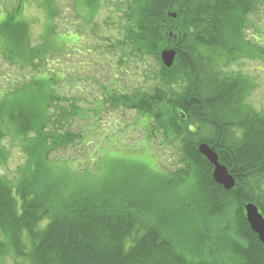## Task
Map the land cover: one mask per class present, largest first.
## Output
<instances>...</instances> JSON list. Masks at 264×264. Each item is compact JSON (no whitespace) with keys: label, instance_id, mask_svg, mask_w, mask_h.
I'll return each mask as SVG.
<instances>
[{"label":"trees","instance_id":"obj_1","mask_svg":"<svg viewBox=\"0 0 264 264\" xmlns=\"http://www.w3.org/2000/svg\"><path fill=\"white\" fill-rule=\"evenodd\" d=\"M261 3L127 2L122 41L109 49L153 59L155 86L134 94L106 91L104 105L135 112L150 136L159 135L162 150L177 146L180 157L171 176L152 175L145 164L118 184L66 171L62 153L84 141L71 124L88 113L80 100L61 96L65 73L51 71L48 61L62 53L58 43L33 45L25 22L1 28L5 59L36 75L14 89L15 102L7 100L0 111L8 128L0 138L12 132L26 158L17 179L0 176V264L6 256L13 264H264V244L244 210L252 203L264 217V113L248 102L249 77L226 71L259 46L264 52L244 33ZM167 49L177 52L170 69L160 60ZM44 72L52 76L40 77ZM99 109L93 115L102 116ZM202 143L235 179L231 191L215 182L213 166L198 150ZM7 161L0 148V165Z\"/></svg>","mask_w":264,"mask_h":264},{"label":"rangeland","instance_id":"obj_2","mask_svg":"<svg viewBox=\"0 0 264 264\" xmlns=\"http://www.w3.org/2000/svg\"><path fill=\"white\" fill-rule=\"evenodd\" d=\"M128 1L133 0H0V29L6 24L25 22L33 45L47 40L58 43L63 50L48 57L50 70L65 73L61 96L80 100L81 109L88 113L87 120L75 119L70 127L72 132L83 134L84 141L62 153L67 161L66 171L76 177L88 173L98 182L115 178L118 184L124 176L134 177L145 164L155 176L168 177L178 171L177 146L162 150L159 135L150 136V130L145 129L146 124L135 112H113L104 105L106 91L121 87L123 92L134 94L137 89L151 91L155 86L151 79L158 64L153 59L142 62L126 58L123 50L109 49L110 44L122 41L121 11ZM247 23L250 25L244 32L245 39L251 46L257 43L264 47V0ZM259 47L253 50L252 58L236 60L226 71L249 77L253 90L248 102L256 112L264 113V52ZM2 51L0 44V111L7 100L15 102L16 92L10 93L36 75L11 64ZM50 76L44 72L40 77ZM175 91L181 93L182 89L177 86ZM100 105L102 116L93 115L95 109L99 112ZM0 126V134L8 129L1 121ZM12 135L11 132L8 138H0V148L8 157L7 164L0 165V176L10 181L19 177L18 169L26 160ZM4 263L13 261L6 256Z\"/></svg>","mask_w":264,"mask_h":264},{"label":"water","instance_id":"obj_3","mask_svg":"<svg viewBox=\"0 0 264 264\" xmlns=\"http://www.w3.org/2000/svg\"><path fill=\"white\" fill-rule=\"evenodd\" d=\"M169 17L176 19V14H169ZM177 52L175 50H164L161 59L165 67L171 68L175 62ZM200 154L213 166V178L215 182L222 186L224 190L231 191L235 187V179L229 174L228 169L219 162L217 153L207 144H200L198 147ZM245 215L252 231L258 236L259 241L264 244V217L259 208L248 203L244 206Z\"/></svg>","mask_w":264,"mask_h":264}]
</instances>
